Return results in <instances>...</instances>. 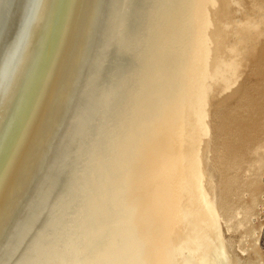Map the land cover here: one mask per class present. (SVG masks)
<instances>
[{
	"label": "bare ground",
	"instance_id": "obj_1",
	"mask_svg": "<svg viewBox=\"0 0 264 264\" xmlns=\"http://www.w3.org/2000/svg\"><path fill=\"white\" fill-rule=\"evenodd\" d=\"M264 0H0V264H264Z\"/></svg>",
	"mask_w": 264,
	"mask_h": 264
},
{
	"label": "rangeland",
	"instance_id": "obj_2",
	"mask_svg": "<svg viewBox=\"0 0 264 264\" xmlns=\"http://www.w3.org/2000/svg\"><path fill=\"white\" fill-rule=\"evenodd\" d=\"M261 243H262V247L264 248V230H263L262 237H261Z\"/></svg>",
	"mask_w": 264,
	"mask_h": 264
}]
</instances>
